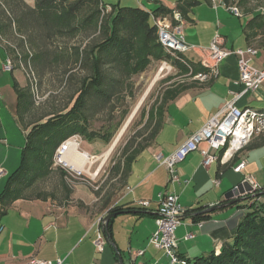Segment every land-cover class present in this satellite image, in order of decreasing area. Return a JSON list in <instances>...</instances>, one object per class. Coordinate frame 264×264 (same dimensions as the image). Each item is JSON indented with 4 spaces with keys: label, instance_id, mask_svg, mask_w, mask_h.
Instances as JSON below:
<instances>
[{
    "label": "crops",
    "instance_id": "obj_1",
    "mask_svg": "<svg viewBox=\"0 0 264 264\" xmlns=\"http://www.w3.org/2000/svg\"><path fill=\"white\" fill-rule=\"evenodd\" d=\"M110 1L115 0H101L111 7L113 4ZM179 1L120 0L117 5L123 4L122 7L126 8L136 6L148 13L161 8L169 11L164 15H170L179 12ZM191 1L196 4L184 6L181 13L182 34L184 41L188 40L194 48L187 52L192 53L194 59L185 58L195 63L199 56L204 57L209 53L213 41L212 34L199 41V32L207 26L226 22L224 17L227 10L218 3L214 5L211 0H188ZM223 1L230 6L227 0ZM240 9L238 18L249 16L247 22L238 26L231 23L228 29L223 26L226 33L219 37L220 48L229 51L253 48L257 53L250 57V65L262 69L264 43L246 39V25L254 14ZM189 32L193 35L187 37ZM205 69L208 74L206 80L191 81L185 89L164 103L158 132L151 143L129 163L123 190L108 200L103 208L82 210L76 205L61 207L54 205L49 198H18L10 203L0 200V264H29L31 259H61L63 264H170L164 253L148 242L155 230L151 220L155 223L158 208L156 198L162 192L174 193L179 206L185 211L174 231L177 253L181 258L191 261L212 252L217 253L224 244L231 242L243 216L238 208L241 202L203 213L209 214V217L202 221L194 222L192 217L211 206L224 203L225 194L247 178L260 189L264 188V133L254 136L241 152L225 163L214 162L204 167L199 153H190L176 165L178 181L173 184L168 183L165 167L155 159L156 155L166 157L174 152L233 94L239 95L235 102L238 109L264 111V82L254 91H245L238 82L235 55L221 60L213 68L215 73ZM1 140L5 144L6 140ZM17 151L7 148L5 163L11 154L12 168L7 169L0 162V195L19 165L20 158L17 164L15 156ZM240 161H245V167L240 173H235L233 168ZM214 181H218V184H214ZM138 201H147L148 206L139 207L136 205ZM114 207L122 210L117 211L120 213L104 228L102 220ZM99 232L104 239L102 251L94 246ZM139 251L143 252L142 255L136 256Z\"/></svg>",
    "mask_w": 264,
    "mask_h": 264
},
{
    "label": "rangeland",
    "instance_id": "obj_2",
    "mask_svg": "<svg viewBox=\"0 0 264 264\" xmlns=\"http://www.w3.org/2000/svg\"><path fill=\"white\" fill-rule=\"evenodd\" d=\"M115 1L110 2L117 5L120 0ZM237 1L227 0L229 5L236 4ZM247 4L250 8L248 11L264 17V0H247ZM34 6L35 0H0V162L5 164L7 169L12 168L13 163L11 154L5 163L7 148L11 151L18 150L15 155L18 164L25 133L29 130L27 126L71 106V97L78 89L79 81L87 75L86 71L79 67L76 53H80L98 35L97 32L93 34L92 26L79 27L83 18L90 13V9H86L83 16L78 14L68 27L62 25L53 37H46L44 28L31 17V25L25 30V16L22 14H29L28 11ZM122 6L123 4L119 7ZM98 9L102 22L112 16L111 8L104 10L99 4ZM225 14L226 22L200 29L199 41L206 39L210 34L211 41L217 36H224L226 32L223 26L228 29L231 23L244 25L249 18H238L229 11H225ZM73 28L78 29L72 31ZM257 30V27L249 29L250 32ZM259 32L254 41L264 43V32ZM192 35L193 33L189 32L187 37ZM185 43L192 46L188 40ZM39 53L47 57V64L43 67L38 63ZM163 53L168 58L157 60L151 56L146 57L147 63L143 71L131 75L123 86L116 89V96L90 117L89 131L110 135V140L108 143L98 139L86 142L80 138V150L84 152H79L94 157L92 164L85 166L86 173L72 178L64 170L55 167L51 159L50 174L37 179L24 191V197L35 198L40 195L49 198L56 206L76 205L82 210H99L123 190V180L130 159L152 141L149 138L150 132L154 124L159 122L166 94L172 90L185 89L191 81L197 80L195 76L199 74L191 68L186 71L180 69L179 66L183 65L176 56L164 51ZM209 55L206 53L204 57L199 56L194 63L198 64L195 68H206L210 63ZM185 56L190 60L194 59L192 53L185 54L184 58ZM7 59L11 63V71L3 69ZM164 62L166 65H163ZM15 83L32 102L28 111L20 117L17 113ZM1 139L6 140L5 144ZM110 148L109 156L105 160L100 159ZM249 203L250 201H244L239 204L242 207L241 214L245 213V207ZM151 222L155 224L152 220Z\"/></svg>",
    "mask_w": 264,
    "mask_h": 264
},
{
    "label": "trees",
    "instance_id": "obj_3",
    "mask_svg": "<svg viewBox=\"0 0 264 264\" xmlns=\"http://www.w3.org/2000/svg\"><path fill=\"white\" fill-rule=\"evenodd\" d=\"M99 4L103 9L106 6L101 0H35V6L28 11L29 14H22L25 16L23 23L25 30L30 27L32 18L44 28L46 37H53L62 25L68 27L78 14L83 16L84 11L90 9V13L83 18L79 27L92 26L93 34L97 32L98 35L91 44L85 46L80 53H76L79 67L81 66L87 75L79 81V87L71 97V106L27 126L29 130L25 133L19 165L8 178L0 195V200H6V203L18 198H27L23 195L24 191L37 179L50 174L55 148L72 135H78L86 142L98 139L108 143L110 135L89 131L88 122L92 114L105 107L116 96V89L123 86L131 75L143 71L147 63L146 57L151 56L157 60L168 58L157 42L156 29L151 23L150 14L162 15L169 11L158 8L148 13L139 8L112 5L110 7L112 16L102 22ZM194 4L196 2L180 0L177 9L181 14L184 6ZM236 6L246 11L250 9L247 0H238ZM252 27H257L258 30L250 32L249 29ZM76 29L78 28H73L72 31ZM259 30L264 32V17L255 14L246 25V39H254L260 33ZM179 57L185 62L182 63L183 66H179L180 69L186 71L191 68L195 73L206 71L205 68H195L198 64L186 60L184 55ZM37 59L41 67L47 64V57L44 54L39 53ZM14 87L18 98L17 113L20 117L28 111L32 102L17 88L16 83ZM180 91L166 92V97H163L164 103ZM159 127V122H156L150 132V139L154 138ZM262 191L264 188L257 190L256 196H249L246 199L250 203L245 207L247 210L231 242L224 244L217 253L212 252L191 261L187 260L188 264H264V193ZM36 198L46 197L39 195ZM238 207L242 208L240 205ZM121 210L120 207H114L110 213ZM208 217L209 214H195L192 220L198 222Z\"/></svg>",
    "mask_w": 264,
    "mask_h": 264
},
{
    "label": "built area",
    "instance_id": "obj_4",
    "mask_svg": "<svg viewBox=\"0 0 264 264\" xmlns=\"http://www.w3.org/2000/svg\"><path fill=\"white\" fill-rule=\"evenodd\" d=\"M215 4L221 5L232 15H241L236 5L228 6L223 0H211ZM104 10H110L105 6ZM264 14V8L262 9ZM150 19L156 29L157 42L164 52L176 56L185 63L179 56L194 50L188 46L183 39V18L177 11L170 15L150 14ZM253 48L245 50L229 51L220 48V38L217 36L209 47L210 63L205 67L215 73L214 67L224 58L233 54L237 58L238 82L244 86L245 91H254L264 82V68L257 69L250 65V57L256 55ZM163 65H166L164 62ZM6 71H11L12 66L7 59L3 66ZM199 81L208 78L207 73H199L196 76ZM238 94L224 102L223 106L196 132H194L183 144L166 157L160 154L155 156L158 163L165 167L168 174V183L173 184L178 181L176 165L193 152L199 153L204 167L210 166L214 162L225 163L230 161L236 154L241 152L252 140L254 136L264 133V111H256L250 108L238 109L235 102ZM81 139L78 135H72L64 140L53 153L52 161L55 167L67 172L72 178H78L85 173L84 169H77L71 166L64 158L63 153L70 148L80 150ZM89 158L93 156L89 155ZM245 167V161H240L234 168L235 173H240ZM254 192L260 188L249 178L245 179ZM218 184V181H214ZM157 216L155 218V232L150 236L148 242L156 250L162 251L170 264H188L187 260L181 258L177 253L176 239L174 231L180 224V216L185 211L178 204V197L174 193L162 192L157 195ZM139 207H147V201H138ZM188 237H190L188 235ZM94 246L98 251H102L104 239L101 232L98 233ZM142 251L136 256L142 255ZM29 264H63L61 259L55 261H43L31 259Z\"/></svg>",
    "mask_w": 264,
    "mask_h": 264
},
{
    "label": "water",
    "instance_id": "obj_5",
    "mask_svg": "<svg viewBox=\"0 0 264 264\" xmlns=\"http://www.w3.org/2000/svg\"><path fill=\"white\" fill-rule=\"evenodd\" d=\"M111 150V148H110ZM262 193H264V191H262ZM249 195L250 197L252 196H256L257 193L254 192L251 188V186L246 182L243 181L240 184H238L237 186H235L232 190L228 191L225 196V202L222 204H218V205H214L211 206L205 210H203L202 212H200V214L202 213H211L213 211H215L216 209H220V208H225L227 206L233 205L235 203H239V202H243L247 199V196ZM120 212H116V213H110L108 215H106L103 220H102V224L103 227L106 228L108 222L114 218L116 215H118ZM182 216H180L181 218Z\"/></svg>",
    "mask_w": 264,
    "mask_h": 264
},
{
    "label": "bare ground",
    "instance_id": "obj_6",
    "mask_svg": "<svg viewBox=\"0 0 264 264\" xmlns=\"http://www.w3.org/2000/svg\"><path fill=\"white\" fill-rule=\"evenodd\" d=\"M109 153H110V149L106 151L100 159L105 160L109 156ZM63 158L74 168H77L79 170L84 169V171H85V166L92 164L91 161L94 159V157L91 159L89 158L88 154L80 153L78 150H75L73 147L70 148L67 152L63 153Z\"/></svg>",
    "mask_w": 264,
    "mask_h": 264
}]
</instances>
